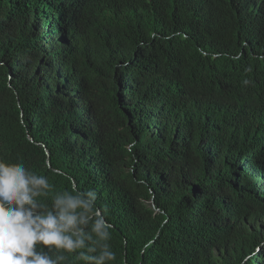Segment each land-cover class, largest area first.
Instances as JSON below:
<instances>
[{"label":"trees","instance_id":"trees-1","mask_svg":"<svg viewBox=\"0 0 264 264\" xmlns=\"http://www.w3.org/2000/svg\"><path fill=\"white\" fill-rule=\"evenodd\" d=\"M0 158L95 189L113 264H264V0H0Z\"/></svg>","mask_w":264,"mask_h":264},{"label":"clouds","instance_id":"clouds-1","mask_svg":"<svg viewBox=\"0 0 264 264\" xmlns=\"http://www.w3.org/2000/svg\"><path fill=\"white\" fill-rule=\"evenodd\" d=\"M52 193L47 175L0 158V264H67L69 256L79 264H113V226L97 191L73 186Z\"/></svg>","mask_w":264,"mask_h":264},{"label":"water","instance_id":"water-1","mask_svg":"<svg viewBox=\"0 0 264 264\" xmlns=\"http://www.w3.org/2000/svg\"><path fill=\"white\" fill-rule=\"evenodd\" d=\"M31 138V137H30ZM32 139V138H31ZM47 153H48V150H47ZM49 154V153H48Z\"/></svg>","mask_w":264,"mask_h":264}]
</instances>
